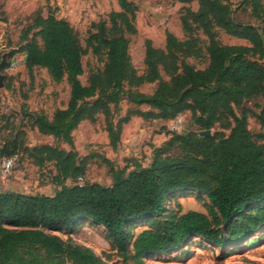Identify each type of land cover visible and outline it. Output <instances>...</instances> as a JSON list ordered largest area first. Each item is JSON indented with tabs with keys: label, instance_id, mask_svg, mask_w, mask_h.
<instances>
[{
	"label": "trees",
	"instance_id": "1",
	"mask_svg": "<svg viewBox=\"0 0 264 264\" xmlns=\"http://www.w3.org/2000/svg\"><path fill=\"white\" fill-rule=\"evenodd\" d=\"M195 1L196 10L187 7L180 15L183 39L166 30L163 47L144 41L141 73L129 52L137 11L130 0H117L119 10L90 23L85 48L66 19L52 12L32 19L22 35L24 67L29 73L44 68L53 82L65 81L69 96L51 116L24 113L40 134L69 149L50 143L27 147L17 137L0 143V158L19 155L21 149L38 167L51 164V181L60 185L52 194L0 191V264H109L91 248L56 234H69L84 222L103 227L122 264H145L146 258L175 252L195 238L235 249L257 242L255 235L264 230V133L249 130L248 118L256 112L244 103L261 102L258 121L264 125V66L256 61L264 57V0ZM236 12L253 21H238ZM221 32L247 44L222 43ZM87 49L103 53L105 60L83 84L79 77ZM204 54L203 68L185 60ZM143 83H155L151 94L132 90ZM123 98L151 109H128L112 122L111 106ZM185 111L198 129L220 130L204 137L196 131L169 133L152 147L146 165L135 163L127 170L103 158L110 185L76 182L86 171L73 142L81 122L102 114L115 148L132 116L170 120ZM69 179L75 182L66 185ZM183 193L204 197L207 214L169 210L172 197ZM139 221L147 228L134 234L132 226Z\"/></svg>",
	"mask_w": 264,
	"mask_h": 264
},
{
	"label": "rangeland",
	"instance_id": "2",
	"mask_svg": "<svg viewBox=\"0 0 264 264\" xmlns=\"http://www.w3.org/2000/svg\"><path fill=\"white\" fill-rule=\"evenodd\" d=\"M137 6L134 21L136 33L129 36V52L131 61L139 73L144 70V41L149 39L153 46L163 47L165 31L173 33L183 39L184 32L180 23V15L184 8L197 9L195 0H130ZM119 10L117 0H0V35L9 51H14L18 59L23 32L31 25L36 15L46 16L48 12L59 18L66 19L77 33L81 45L85 48L87 29L91 22L107 20L111 11ZM236 19L241 22H252L245 13L236 12ZM32 32V31H31ZM30 32V34H31ZM222 43L234 44L239 41L224 33L219 34ZM105 56L94 55L87 49L82 56L83 74L79 77L83 84L88 82L89 74L102 69ZM187 63L196 68L206 65L205 54L197 57H186ZM4 86L0 88V143L5 137H17L25 146L50 143L69 149V146L57 142L52 136L42 135L33 126L29 115L34 112H45L51 116L56 108L65 107L69 87L65 81L55 83L51 80L46 69L34 68L29 73L21 62L15 68H5ZM12 77L10 79L9 77ZM155 83H143L132 88L133 91L151 94ZM259 104L245 102L244 105L252 108L255 115L248 118V128L254 134L264 133V125H260L258 114ZM113 109L111 120L117 122L128 109H151L147 105H135L126 100L121 101ZM241 108H236L239 115ZM179 120V126L176 123ZM176 127V128H175ZM200 129L194 125L190 111L180 113L170 120H144L132 116L123 124L119 143L115 148L109 144L105 130V118L102 114L93 122L83 121L73 131L74 149L80 158L86 162V171L83 181L97 182L110 185L112 174L103 158L111 160L112 165L130 170L135 163L146 165L150 161L154 145H160L169 137V133H187ZM213 134L220 130L218 126L210 128ZM228 133V131H225ZM1 159V158H0ZM53 168L51 164L38 167L20 149L17 161L8 176L0 175V191H19L23 193L52 194L60 185L51 181ZM74 179L65 182L74 183ZM169 210L183 213L195 210L207 214V200L197 197L194 193H183L172 197L167 205ZM147 228V223L139 221L132 226L137 234ZM62 239L70 237L75 243L91 248L98 256L109 264H122V259L111 249L105 230L102 226L79 223L71 233L56 232ZM257 242L250 245L240 244L236 249L233 246L215 247L204 243L198 238L191 240L175 252L162 254L153 258H146L145 264H264V230L257 235ZM132 264V261H130Z\"/></svg>",
	"mask_w": 264,
	"mask_h": 264
},
{
	"label": "built area",
	"instance_id": "3",
	"mask_svg": "<svg viewBox=\"0 0 264 264\" xmlns=\"http://www.w3.org/2000/svg\"><path fill=\"white\" fill-rule=\"evenodd\" d=\"M9 51L8 46H6V44L3 42V35H0V59H1V55L2 53ZM25 58V54H23V60ZM18 59L16 58V56L14 54H11L8 57L7 60V65L9 69L15 68L17 63H18ZM176 123L179 126V120L178 122L176 121ZM176 128V127H175ZM18 158V154L14 153V154H10L8 156H4L0 159V175L1 176H8L11 173V170L15 164V162L17 161ZM83 181L82 177H78L77 178V183L81 184Z\"/></svg>",
	"mask_w": 264,
	"mask_h": 264
},
{
	"label": "water",
	"instance_id": "4",
	"mask_svg": "<svg viewBox=\"0 0 264 264\" xmlns=\"http://www.w3.org/2000/svg\"><path fill=\"white\" fill-rule=\"evenodd\" d=\"M11 51H6L4 53H2L1 55V59H0V88H2L4 86V74L2 73V71L6 68L7 66V60L8 57L11 55ZM257 63H259L260 65L264 66V57L261 60H256ZM198 135L199 136H211V130L210 129H204V130H199L198 131Z\"/></svg>",
	"mask_w": 264,
	"mask_h": 264
},
{
	"label": "crops",
	"instance_id": "5",
	"mask_svg": "<svg viewBox=\"0 0 264 264\" xmlns=\"http://www.w3.org/2000/svg\"><path fill=\"white\" fill-rule=\"evenodd\" d=\"M234 39H236L237 41H239V42H237V43H234V44H247V42L245 41V40H242V39H238V38H235V37H233ZM23 52L21 53V56L18 58V61L19 62H21L22 64H23ZM23 66H24V64H23Z\"/></svg>",
	"mask_w": 264,
	"mask_h": 264
}]
</instances>
